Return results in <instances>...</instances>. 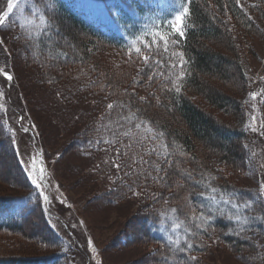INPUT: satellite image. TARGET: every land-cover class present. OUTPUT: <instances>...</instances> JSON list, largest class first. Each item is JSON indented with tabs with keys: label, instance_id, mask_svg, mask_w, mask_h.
<instances>
[{
	"label": "trees",
	"instance_id": "trees-1",
	"mask_svg": "<svg viewBox=\"0 0 264 264\" xmlns=\"http://www.w3.org/2000/svg\"><path fill=\"white\" fill-rule=\"evenodd\" d=\"M98 1L107 3L109 0ZM134 2H116V11L120 12L121 17L107 4L108 11L121 27L122 34H111L87 21L66 0H25L21 10L28 17L23 22V29L37 32L34 42H39L42 50L47 43L56 41L55 38L65 32V40L61 39L52 52L43 53L40 58L44 60L39 65L44 64L50 72L61 73L58 86L63 91L61 97L66 104L70 102L75 107H82L86 105L85 100L90 99L88 96L92 95L94 106H97L101 104V96L106 103L125 109L128 116L133 118L130 117V124L140 125L139 128L134 127L137 131L135 135L128 137L122 132L123 125L112 130L106 123L99 126L98 132L90 129L93 125H88L85 133L82 131L78 135L83 150L87 151L90 144L88 140L91 139L101 149L114 148L120 151V158L124 162L120 169L122 174L118 180L119 185L106 197L114 195L117 200H121L126 194L145 188L146 195L142 191L143 195L146 200L151 201L147 209L148 215L143 218V226L146 225L147 232L145 244L160 247L158 252H151L150 255H159L160 259L162 255L169 256L172 250L177 249L175 254L179 264H200L194 257L201 253L200 249L205 250L202 240H210L209 232L214 229L229 249H237L239 255L246 257L243 258L247 264H257L260 257L264 259V198L260 195L261 191L254 187L235 185L239 183V175L249 177L254 173L252 150L249 151L247 145L248 141L252 142L250 138L254 131L244 118V107L250 102L245 82L246 64L241 53L237 52L235 41L232 42L229 32L230 29H235L242 36L241 40H245L244 44H256L255 17L258 16L264 22V0H187L184 6L188 8L189 15L185 19L184 37L172 32L168 15H155L149 4L145 6ZM243 3L249 7L248 10L242 7ZM34 4L49 21V27L42 32L40 22L32 12ZM130 16L131 19L127 20ZM224 18H227V22ZM228 18L231 19L230 23ZM30 19L35 20V23H28ZM158 36L168 41L167 52L163 50V40L158 39ZM154 38H157L156 44L151 49L147 48L146 44L151 43ZM32 43L26 44L23 41L25 57L29 63L34 59L29 54ZM63 44L65 48H59ZM137 48L141 49L140 54H137ZM110 50L124 56L152 54L151 57L160 63L155 62L153 69L146 67L136 76L141 80L152 76L155 71L158 75H153L157 85L155 93H150L146 84L135 88L136 91L144 90L139 94L123 91L121 84L124 79L130 82L137 80L133 78V69L125 62V68L115 67L116 73L111 74L107 70L109 63L105 59L108 61V56L105 57L104 54ZM57 51H60L62 57L52 59L53 53ZM179 54H182L186 62L182 78L177 76L180 68L171 67V63L179 64ZM64 66L70 70V77L62 72ZM72 68L75 69L73 73ZM208 78L232 85L235 87L232 94L215 89L208 83ZM259 84L262 96L258 95L256 102L264 115V81ZM140 94L144 96H139ZM10 106L15 114L10 130L12 139H8L1 131V135L4 134L6 138L0 136V147L5 142L9 152L13 153L25 183V192L21 195H10L8 192L0 194V236L21 237L36 243V238L27 234L26 225L29 224L31 215L37 211L41 214L48 236H38V246L45 253L37 255L30 254V247L21 244L17 254L9 252L5 242L0 240V264H70L72 254L77 256V264L87 262L88 258L91 260L87 239L75 230L80 217L76 214L74 203L54 186L49 157L43 145L38 142L37 146L42 149L49 170L48 181L52 190L50 209L47 208L41 189L33 184L32 180L35 178L32 173H28L27 165L35 144L29 146L24 143V137L29 133L19 129L18 121L23 119L24 128L32 130V126L20 114L22 111L16 102L12 101ZM228 118H232L234 123H223L222 120ZM91 121L96 124V117ZM0 127L4 128L2 120ZM153 136L156 137L155 140L152 139ZM15 137L27 150L23 156L24 168L20 159L15 156ZM111 138L116 141V145L102 142ZM161 141L167 145L166 158L160 155ZM258 144L259 147H264V140L259 138ZM128 145L132 147L129 148ZM154 147L157 149L156 153L150 151ZM141 157L146 163L141 162ZM156 165L161 169L157 183ZM230 173L233 176L227 177ZM262 176L264 179V172ZM121 181L123 183L120 185ZM157 184L162 188L158 189ZM172 184H177L181 190L186 185L189 188L183 193L176 192L172 195L171 202H166L164 198L168 196L167 189H171ZM10 186L18 187L12 184ZM209 187L219 189L224 194V199L231 197L236 204L251 201V206L241 208L239 212L232 206L230 210L213 206L211 209L207 205L210 201L205 198L210 194ZM215 203H224L219 194ZM172 209H176V213ZM140 213H144L143 210L136 213L137 219L144 215L138 218ZM201 214L207 218L203 223L199 219ZM237 214L241 217L239 221L236 220ZM193 216L196 219H192ZM229 217L234 218L235 223ZM177 222H182L180 228L175 227ZM134 240L136 239L131 241ZM188 243L192 244L191 248L187 247ZM250 250L252 253L249 254ZM250 256L255 259L249 260Z\"/></svg>",
	"mask_w": 264,
	"mask_h": 264
},
{
	"label": "rangeland",
	"instance_id": "rangeland-1",
	"mask_svg": "<svg viewBox=\"0 0 264 264\" xmlns=\"http://www.w3.org/2000/svg\"><path fill=\"white\" fill-rule=\"evenodd\" d=\"M24 1L22 0L21 2L20 10L10 14L5 24L0 26V68H3L4 72L12 76V80H8L4 73L0 72V105H2L0 107V111L2 112L0 120L3 121L4 126L3 129L0 127V136L6 138L4 137L5 134L8 139L9 137L12 139L10 130L15 114L10 104L14 101L22 111L20 114H23V118L29 121L32 126V132L24 137V143L29 146L37 144V142L43 145L51 163L54 186L61 194L71 199L74 203L76 214L80 217L79 224H76L75 230L88 241L87 244L91 252L90 264H97V261H99V264H179L175 254V250L178 251L177 249L172 250L169 256H163V252L157 253L162 255L160 258L162 260L159 262V255L152 257L150 253L158 252L160 247L156 244H145L147 241V232L146 225L144 224L143 226V218L148 215L147 209L151 204V201L146 200L143 195L145 188H140L143 192L135 190L126 194L121 200H117V197L114 195L106 197L119 185L118 180L122 174L120 169L124 162L123 158H120V151L114 148L101 149L91 139L88 140L90 144H88L86 151L85 149H81V144L79 143L80 137L78 134L82 131L85 133L88 125H93L90 129L97 132L99 126L104 123L108 124L112 130H115L117 126L123 125L122 132L124 136H134L137 132L134 127L137 125L133 126L129 123L133 119L132 116H128V113L122 107H116L113 104V107L109 109L108 105L111 103H106L101 96V104L97 106H94L91 98L92 95H89L88 97L90 99L84 102L87 106L75 107L70 102L66 104L61 97L63 91L58 86L61 73H58V71L50 72L44 64L39 65L44 60L40 58L43 53L52 52L54 46L61 39L65 40V32H62L63 34L60 33L58 38H55L56 41L53 40L47 43L42 50V45L39 42H34L37 37V32L35 30L29 31L25 28L23 29V24H25L23 22L28 17L21 10ZM66 1L71 4L79 15L89 22L95 23L111 34H120L119 25L107 9V4H109L114 8L115 13L120 15V12L116 11L118 4L116 2L118 0H109L107 3L98 0ZM128 1L131 2V0ZM132 1H135L134 3L138 5L147 6L149 4L152 7V13L155 15L169 14L170 21L173 22L175 15L180 11L177 7L178 2L175 0ZM6 4L7 0H0L1 13L6 10ZM242 5L245 10H248L249 7L246 4L243 3ZM129 19H131V16L127 20ZM224 19L227 22V18ZM228 20L230 23L231 19L228 18ZM255 23L257 24V31L254 34V37L257 39L256 44H244L245 40H241L242 36H239V33L235 29H230L229 32L233 38H231L232 42L234 43L235 41L234 44L238 50L237 52L241 53L246 64L244 65L246 67L245 82H247V94L250 102L244 107V118L246 123L251 125L252 129H255L253 130L254 134L250 138L252 142L250 143L248 141L247 143L248 150H252L251 157L253 159L254 173L249 177L239 175V183L234 184L237 186H248L250 188L254 187L255 190L261 191V185H264L262 176L264 172V147H259L258 139L261 138L264 140V115H262L261 109L258 108L256 97L259 95V90L261 89L259 88V83L264 81V77L262 78L264 71V22L256 16ZM14 39L16 42H14ZM66 40L68 41L67 38ZM23 41H26V44L33 42L31 47L29 46L31 49V53L29 54L34 56V59H31L32 61L30 63L28 58L25 57L26 51L24 50ZM59 48H65L64 44ZM224 52L226 53V51ZM104 55L105 57L108 56L109 62L106 59L105 61L109 63L107 70L111 74L117 72L115 70L117 66L125 68L124 62L133 69V78L135 77L134 79L137 81L130 82V80L124 79V82L121 84L123 91L139 94L144 90L136 91L135 88L146 84L149 87L150 93H155L157 87L153 78V75L157 74L155 71L152 72V76L142 78L141 80L137 79L136 76L139 72L145 70L146 67L153 69L155 60L151 57L152 54L145 53L136 56H124L122 54L119 55L114 50H110ZM145 55L150 57L147 62L144 60ZM58 57H62L60 51L53 53L52 59L56 60ZM60 62L63 63V61ZM111 69L113 72H111ZM74 71L75 69L72 68V73ZM62 72L67 77H70V70L65 68V66ZM231 72L233 71L231 70ZM46 78L48 81H46ZM207 81L215 89L225 94L228 93L231 95V92L235 88L232 85L221 84L217 79L213 80L208 78ZM63 87L65 90L66 87L64 85ZM251 94H255L254 98ZM139 96L144 95L140 94ZM125 116H128V118ZM94 117H96V124H93L91 121ZM222 121L226 124L234 123L232 118ZM1 131L4 134L1 135ZM125 133H131V135H125ZM102 142L117 144L113 138L110 140H102ZM21 144L15 137V156L20 159L24 168L23 156L27 150ZM40 163H43L40 157L34 155L30 168H34L39 183H43L44 174L40 175ZM20 174L16 159L13 153L9 152L4 142V145L0 147V194L5 192H8L10 195L24 194L23 187L25 183ZM230 176H233V174L230 173L227 175V177ZM158 180L156 178V183ZM122 183L123 181H121L120 185ZM10 184L18 187H11ZM157 186L158 189L162 188L158 184ZM187 188H189L188 185L181 190L177 184H172V188L167 189L168 196L164 200L171 202L172 195H175L178 191L182 193L186 192ZM207 205L211 209L213 207L224 209L225 207L229 210L232 206L226 203L220 205V203L211 201L207 202ZM142 210L144 213H140L138 218L144 215L141 219H137L135 217L136 213ZM231 219L235 223V219ZM44 225L41 214L37 211L31 215L29 224L26 225L27 234L31 238H36V243L28 242L21 237L8 238L0 236V240L5 242L7 251L13 252L14 254L19 252L18 246L20 244L22 246L25 245V247L26 245L30 247L29 249L31 250H28L30 254L34 253V255H37L45 253L43 251L44 249H40L38 246L40 245V238L38 236H48ZM209 233L211 234V238L207 242L205 239L202 240L201 244L205 245V250L200 249L201 253L195 255V261H199L200 264H247L244 260L246 257L243 256V258L242 255H239L237 249L231 250L226 246L225 241H223L218 231L213 229ZM133 239L136 240L131 241ZM65 249H63V253ZM248 253H252L251 250ZM76 258L77 256L74 257L72 254L70 264H77ZM250 259L253 260L255 258L250 256ZM258 260L257 264H264V259L260 257ZM79 264H87V262H79Z\"/></svg>",
	"mask_w": 264,
	"mask_h": 264
},
{
	"label": "snow or ice",
	"instance_id": "snow-or-ice-1",
	"mask_svg": "<svg viewBox=\"0 0 264 264\" xmlns=\"http://www.w3.org/2000/svg\"><path fill=\"white\" fill-rule=\"evenodd\" d=\"M21 2L22 0H7V4H6V10L3 11L2 13H0V26H3L5 24V21L9 18V15L10 14H13L15 11H19L20 10V5H21ZM187 2V0H178V3H177V7L180 9V11L175 15L174 17V22L173 21H169V26L172 30V32H174L175 34H177L179 37H184V28H185V19L186 17H188L189 15V11H188V8L184 6V4ZM49 7H51V5H49ZM32 12L33 14L36 16V18L39 20L40 22V31L42 32L44 29L48 28L49 27V21H48V18L47 16L41 12L37 7L36 5H32ZM28 23H31V24H34L35 23V20H32L30 19L28 21ZM158 39H161L163 40V43H164V48L163 50L165 52L168 51V41L166 39H164L163 37H157ZM157 38H154L151 43L149 44H146V47L151 49V47L156 44V39ZM178 43V41H177ZM137 51V54H140L141 53V49L137 48L136 49ZM180 56V59H179V64L177 63H171V67L172 68H177L179 67L180 68V71L177 73V76L178 78H182L183 77V65L184 63H186L183 58H182V54H179ZM149 56L148 55H145L144 56V60L145 62H147L149 60ZM157 64H159L160 62L157 60L155 61ZM163 65H161L162 67ZM0 72H3L4 75L6 76V78L8 80H12V76L10 74H8L7 72H4V69L3 68H0ZM253 95V98H254V95L255 94H251ZM0 107H2V105H0ZM113 107L112 104H109L108 105V108L111 109ZM253 119H255L253 117ZM137 127L139 128L140 125H137ZM149 131H151V129L149 128L148 129ZM255 130V129H253ZM26 131V130H25ZM125 135H131V133H125ZM162 135V134H161ZM153 140L156 139L155 136L152 137ZM129 148H131L132 146L131 145H128ZM160 149L162 150L160 155L162 158H166L167 156V145L163 144V142L161 141L160 145H159ZM152 153H156L157 152V149L154 147L150 150ZM141 162L142 163H146V161L143 160V157H141ZM119 167V166H118ZM161 169L159 168V165H156V172H157V177L156 178H160L159 177V173H160ZM33 184H35L37 186V188L40 187V183H38L37 179H33L32 180ZM209 192L210 194L207 195L205 198L208 199L209 201H212V202H216V197L217 195L219 194L223 200L224 203L226 204H231L232 207L234 209L237 210V212L240 211L241 208H248L251 206V201H244L243 203L241 204H236L232 201L231 197H229L228 199H224V194L223 193H220L219 189L215 188V187H209ZM260 195L264 196V185H261V193ZM45 200H47V196L44 197ZM173 213H176V209H172L171 210ZM231 219V217H229ZM192 219H196L195 216L192 217ZM201 223H203L207 218L204 217L203 214L200 215L199 217ZM241 219L240 216H237L236 217V220L239 221ZM179 220V218L177 217V221ZM181 223L182 222H177L175 227L176 228H180L181 226ZM185 231H188L187 228H185ZM172 242V241H170ZM187 247L188 248H191L192 247V244L188 243L187 244ZM93 251H95V249H93ZM97 264H99V261H97Z\"/></svg>",
	"mask_w": 264,
	"mask_h": 264
}]
</instances>
